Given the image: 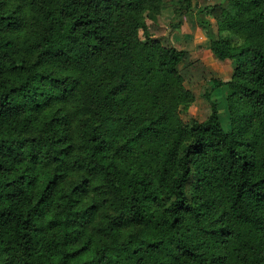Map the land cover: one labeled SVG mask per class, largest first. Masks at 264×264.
Instances as JSON below:
<instances>
[{
	"label": "trees",
	"instance_id": "trees-1",
	"mask_svg": "<svg viewBox=\"0 0 264 264\" xmlns=\"http://www.w3.org/2000/svg\"><path fill=\"white\" fill-rule=\"evenodd\" d=\"M0 264H264V0H0Z\"/></svg>",
	"mask_w": 264,
	"mask_h": 264
},
{
	"label": "rangeland",
	"instance_id": "rangeland-1",
	"mask_svg": "<svg viewBox=\"0 0 264 264\" xmlns=\"http://www.w3.org/2000/svg\"><path fill=\"white\" fill-rule=\"evenodd\" d=\"M216 1H218V0H193V3L196 5H201V4H207V3H214ZM168 2L169 1H167V3ZM171 7L173 9L172 5H168V8H166V9L163 8V9H164V11H169V10H171L170 9ZM162 14L165 17L164 19H162L163 17H161V13H160V15H157L154 17L148 15L145 18V20H146L147 24H150L154 19L155 22L159 23L160 25H164V26L169 27L170 26L169 24L172 21L174 12H173V15H168L167 12H162ZM185 19H187V18L185 17ZM187 21L192 22L193 34L196 36V38H200L201 32L203 33V30L200 28V26L197 24V22L195 20H190V19H187ZM182 25H183V21H182L181 26ZM181 26H180V28H178L176 30L174 29V31L172 33V38H174V36L177 37V35H179V34L183 35V31H180ZM203 63L206 65L207 69L210 71L211 76H213L215 78H219V79H223V75L227 76V72H225V69L218 68L219 70L218 69L215 70L213 67H210L209 65H207L204 61H203ZM179 67H180V65H179ZM185 84L195 93L196 97L192 103L188 104L187 106H181L180 107L179 113H180L181 118L184 121H188L191 118H196L199 120L204 119L210 111V104L207 101V99L204 97L203 94H204V91H205L207 86L213 85L212 80H210V79L202 80L195 85H190L188 83H185ZM226 93H227V88L225 86H221V87H216L214 89L212 95H213V98H216L219 102L218 106H219L220 121L222 123V126L225 130H229L230 129V119H229V114H228L227 105H226Z\"/></svg>",
	"mask_w": 264,
	"mask_h": 264
},
{
	"label": "crops",
	"instance_id": "crops-1",
	"mask_svg": "<svg viewBox=\"0 0 264 264\" xmlns=\"http://www.w3.org/2000/svg\"><path fill=\"white\" fill-rule=\"evenodd\" d=\"M166 6H164L163 8L164 9L168 8V5ZM164 9L161 10V17H163L162 19L165 18L162 12H167L168 15H173L172 7L170 8L171 10L169 11H164ZM180 31H183V35L179 34L177 35V37L174 36L173 38L177 46H179L180 48L188 49L193 59H197V58L201 59L207 65L213 67L215 70L218 68L225 69V72H227V76L223 75V80H227L231 76L232 73L231 65L218 60L213 55L209 47V40L202 32H201V37L196 38V36L193 34L192 22L191 21L188 22L187 19H185V17L183 18V25L181 26Z\"/></svg>",
	"mask_w": 264,
	"mask_h": 264
}]
</instances>
